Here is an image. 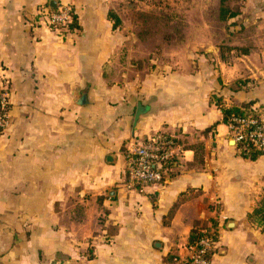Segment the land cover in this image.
I'll return each mask as SVG.
<instances>
[{"label": "crops", "instance_id": "0c3cea01", "mask_svg": "<svg viewBox=\"0 0 264 264\" xmlns=\"http://www.w3.org/2000/svg\"><path fill=\"white\" fill-rule=\"evenodd\" d=\"M120 1L0 0V264H182L204 237L210 264H264V155L239 156L220 110L264 111V0L169 57L112 29ZM64 8L77 30L51 24ZM155 136L162 180L129 188L127 148Z\"/></svg>", "mask_w": 264, "mask_h": 264}, {"label": "rangeland", "instance_id": "374dc122", "mask_svg": "<svg viewBox=\"0 0 264 264\" xmlns=\"http://www.w3.org/2000/svg\"><path fill=\"white\" fill-rule=\"evenodd\" d=\"M228 6L238 12L242 4L231 0ZM218 9L219 0H124L116 4L120 33L132 42L131 50L142 54L153 50L164 57L190 50L189 40L201 45L208 35L222 39L228 22H219Z\"/></svg>", "mask_w": 264, "mask_h": 264}, {"label": "built area", "instance_id": "2783aa9c", "mask_svg": "<svg viewBox=\"0 0 264 264\" xmlns=\"http://www.w3.org/2000/svg\"><path fill=\"white\" fill-rule=\"evenodd\" d=\"M51 24L63 26L70 22V10L64 8L54 14ZM0 76V134L9 126L7 116V85ZM228 134L235 146L242 145L245 150L251 148L264 155V111L258 116L231 118L227 125ZM163 139L155 136L138 145L127 148L128 158L127 183L129 188L157 184L162 180V169L166 167L169 155L163 151ZM213 241L209 237L200 238L195 246L189 249V258L182 264H210L209 255Z\"/></svg>", "mask_w": 264, "mask_h": 264}, {"label": "trees", "instance_id": "16d2710c", "mask_svg": "<svg viewBox=\"0 0 264 264\" xmlns=\"http://www.w3.org/2000/svg\"><path fill=\"white\" fill-rule=\"evenodd\" d=\"M231 0H219V9H218V20L221 23H225L228 22L234 18L237 17L238 12L233 11L229 8L228 6V2H230ZM70 10V22L60 26L62 29H66L67 31H74L77 30V19L76 16L74 14V12ZM108 20L111 22L112 24V29L116 30L121 26V21L118 18V16L115 13L109 12L108 13ZM235 52L240 53V54H246L247 52L243 49H239V48H234L233 49ZM216 106L220 105L219 100H215ZM221 113H222V123L224 125H228L229 124V120L231 118H242V117H246V116H258L262 113L261 110L258 109H254L253 108V104L252 103H247L244 104L242 106L239 107H232L229 109H225L223 107H220ZM236 149L239 153V156L250 160V161H254L256 160L258 157L262 156L263 154L254 151L251 148H247V150H245L244 146L242 145H238L236 146ZM248 220L251 224L254 225H258V226H264V197L260 203V205L255 208L253 210V212L248 215ZM199 238V234L197 230H193L190 235H189V240H188V244H192L195 243Z\"/></svg>", "mask_w": 264, "mask_h": 264}, {"label": "water", "instance_id": "95a60500", "mask_svg": "<svg viewBox=\"0 0 264 264\" xmlns=\"http://www.w3.org/2000/svg\"><path fill=\"white\" fill-rule=\"evenodd\" d=\"M78 104H80V105L86 104V98H85V96H82V97L80 98Z\"/></svg>", "mask_w": 264, "mask_h": 264}]
</instances>
